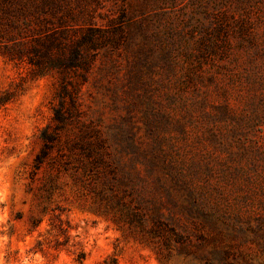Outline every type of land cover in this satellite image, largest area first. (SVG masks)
<instances>
[{
    "label": "rangeland",
    "instance_id": "1",
    "mask_svg": "<svg viewBox=\"0 0 264 264\" xmlns=\"http://www.w3.org/2000/svg\"><path fill=\"white\" fill-rule=\"evenodd\" d=\"M19 7L75 30L92 23L115 41L79 81V104L59 128L64 74L0 52V264H202L213 239L231 241L233 223L220 232L190 215L240 219L250 235L264 225V0H14ZM147 118L170 130L163 145L193 188L138 160L156 145ZM48 126L57 138L38 163ZM171 225L189 239L177 242Z\"/></svg>",
    "mask_w": 264,
    "mask_h": 264
},
{
    "label": "trees",
    "instance_id": "2",
    "mask_svg": "<svg viewBox=\"0 0 264 264\" xmlns=\"http://www.w3.org/2000/svg\"><path fill=\"white\" fill-rule=\"evenodd\" d=\"M32 4L35 6L34 3ZM46 14L45 10L40 11L37 7L28 11L23 10L22 7L15 9L14 0H0V52L7 54L11 60H27L39 74L52 69L64 74L59 92L60 102L54 109L53 117L56 127L59 128L72 114L71 108H76L79 104V81L86 80V73L92 68L100 50L114 42L115 38L105 28L92 23L82 30L56 25ZM69 31H73V34ZM150 48L152 49L151 46ZM146 57L140 59L141 66L134 74L137 82L144 80L141 72L142 65L151 64ZM162 59L167 62L166 66L168 65L171 71L174 70L175 64L169 63L172 64L173 61L178 60L176 55L169 53L162 55ZM72 76H78L81 79L73 81ZM146 124L147 131L153 135L156 145L150 150L151 155L140 154L138 160L146 164L151 173L160 169L175 185L192 187L196 180L195 176L178 167L174 155L163 145L170 130L162 128L160 123L149 118L146 119ZM41 137L44 140V148L37 157L38 163L42 162L43 156L52 148L57 138L50 126L42 131ZM135 151L133 148V152ZM87 152L91 154L90 150ZM157 181L160 182L161 179L158 178ZM190 216H198L204 227L217 229L220 232L223 230L218 224L233 223L232 231L227 234L231 241L213 239L211 248L201 257L202 264H264L263 224L250 227L249 229L253 232L250 235L248 229L241 226L240 219H230L226 215ZM152 217L156 222H162V215H152ZM170 230L174 233L177 242L184 243L189 239L187 235L177 231L173 225L170 226ZM197 238L202 242L209 240L204 234H199ZM79 258L82 260L84 255L81 254Z\"/></svg>",
    "mask_w": 264,
    "mask_h": 264
}]
</instances>
